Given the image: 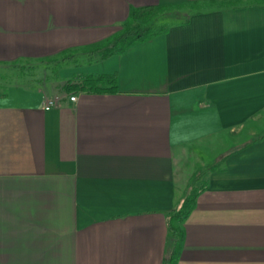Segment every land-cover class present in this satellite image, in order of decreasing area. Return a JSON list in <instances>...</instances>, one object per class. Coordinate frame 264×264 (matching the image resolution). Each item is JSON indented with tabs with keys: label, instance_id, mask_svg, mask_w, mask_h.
I'll return each instance as SVG.
<instances>
[{
	"label": "crops",
	"instance_id": "obj_1",
	"mask_svg": "<svg viewBox=\"0 0 264 264\" xmlns=\"http://www.w3.org/2000/svg\"><path fill=\"white\" fill-rule=\"evenodd\" d=\"M233 1L0 0V264H163L200 172L176 264H264V0ZM158 5L194 11L90 53ZM87 74L116 90H63Z\"/></svg>",
	"mask_w": 264,
	"mask_h": 264
},
{
	"label": "trees",
	"instance_id": "obj_2",
	"mask_svg": "<svg viewBox=\"0 0 264 264\" xmlns=\"http://www.w3.org/2000/svg\"><path fill=\"white\" fill-rule=\"evenodd\" d=\"M235 2V0L233 1ZM172 5L147 6L132 8L121 29L95 46L90 47V53H99L100 59H107L114 55H120L131 46L149 41L157 36L165 34L170 25L159 24ZM187 19L183 21L185 24ZM63 60V59H62ZM65 60V59H64ZM65 92H114L116 90V75H74L62 86ZM205 173H197L184 195L181 203L174 207L167 216V230L169 237V249L163 264H176L182 245L183 230L181 225L192 212L196 205L198 195L207 187L204 179Z\"/></svg>",
	"mask_w": 264,
	"mask_h": 264
},
{
	"label": "rangeland",
	"instance_id": "obj_3",
	"mask_svg": "<svg viewBox=\"0 0 264 264\" xmlns=\"http://www.w3.org/2000/svg\"><path fill=\"white\" fill-rule=\"evenodd\" d=\"M194 9H190L188 8V6H177V7H173L171 8L168 12H170V14L165 17V18H162L159 20V24H172V23H176V22H181L183 21L189 13L193 12ZM15 66L11 67L12 69L14 68ZM7 69H10L9 67H6ZM15 69V68H14ZM50 68H47L46 70H48ZM45 69H40V68H36L34 69V72H29V73H26L27 75H31V74H34V76H41L42 75V72H44ZM21 71V72H19ZM24 68H20L18 67L17 70H15L16 73L20 74V73H23L24 74ZM27 75H25V77H27ZM21 80H23L22 76H20Z\"/></svg>",
	"mask_w": 264,
	"mask_h": 264
},
{
	"label": "built area",
	"instance_id": "obj_4",
	"mask_svg": "<svg viewBox=\"0 0 264 264\" xmlns=\"http://www.w3.org/2000/svg\"><path fill=\"white\" fill-rule=\"evenodd\" d=\"M70 100L71 101H75V98L71 97ZM57 102H58V99H44L41 102V107L44 110H48V109H51V108L55 107Z\"/></svg>",
	"mask_w": 264,
	"mask_h": 264
}]
</instances>
